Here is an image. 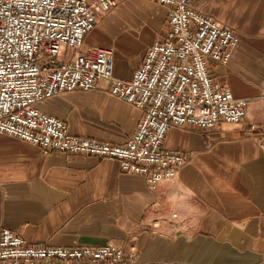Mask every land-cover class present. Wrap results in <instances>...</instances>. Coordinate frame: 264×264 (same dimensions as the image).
Here are the masks:
<instances>
[{
	"label": "crops",
	"instance_id": "obj_1",
	"mask_svg": "<svg viewBox=\"0 0 264 264\" xmlns=\"http://www.w3.org/2000/svg\"><path fill=\"white\" fill-rule=\"evenodd\" d=\"M193 7L235 33L225 64L208 72L233 97L247 100L243 121L212 130L175 126L164 148L187 157L172 183L151 190L142 175L116 160L52 152L0 133V231L31 244L137 252L135 264L264 263V0H193ZM170 8L153 0H119L99 13L87 46L113 53V76L130 80L147 48L168 30ZM34 107L80 137L122 145L141 110L99 80L90 90L63 92ZM250 125L256 127L250 129Z\"/></svg>",
	"mask_w": 264,
	"mask_h": 264
},
{
	"label": "built area",
	"instance_id": "obj_2",
	"mask_svg": "<svg viewBox=\"0 0 264 264\" xmlns=\"http://www.w3.org/2000/svg\"><path fill=\"white\" fill-rule=\"evenodd\" d=\"M118 1L0 0V133L37 146L44 155L116 160L122 172L144 176L154 190L161 182L172 183L187 161L183 153L164 148L169 128L207 132L219 122L243 121L247 100L233 97L208 72V60L228 61L237 37L197 11L193 0H153L170 8L168 30L147 48L132 78L120 80L113 76L110 49H82L98 14ZM99 80L108 82L111 95L142 112L122 145L72 135L64 121L34 107L63 92L93 89ZM259 137L264 150V134ZM136 256L135 249L114 242L51 246L28 243L7 228L0 231V264H135Z\"/></svg>",
	"mask_w": 264,
	"mask_h": 264
},
{
	"label": "rangeland",
	"instance_id": "obj_3",
	"mask_svg": "<svg viewBox=\"0 0 264 264\" xmlns=\"http://www.w3.org/2000/svg\"><path fill=\"white\" fill-rule=\"evenodd\" d=\"M64 52H65V48H63V50H61V54L60 55H63L64 54ZM67 53H69V55L72 53V51L71 50H68V52Z\"/></svg>",
	"mask_w": 264,
	"mask_h": 264
},
{
	"label": "water",
	"instance_id": "obj_4",
	"mask_svg": "<svg viewBox=\"0 0 264 264\" xmlns=\"http://www.w3.org/2000/svg\"><path fill=\"white\" fill-rule=\"evenodd\" d=\"M262 264H264V263H262Z\"/></svg>",
	"mask_w": 264,
	"mask_h": 264
}]
</instances>
